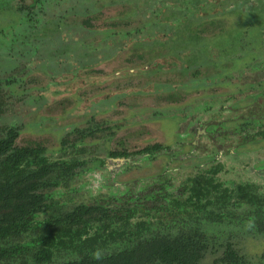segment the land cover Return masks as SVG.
<instances>
[{
	"label": "rangeland",
	"instance_id": "obj_1",
	"mask_svg": "<svg viewBox=\"0 0 264 264\" xmlns=\"http://www.w3.org/2000/svg\"><path fill=\"white\" fill-rule=\"evenodd\" d=\"M60 4L59 27L41 33L37 40L44 56L61 48L60 43H67L68 61L52 62L51 69L59 71L54 79L50 80L53 71L39 66L47 61L35 58L29 45L0 47L3 76L13 64L25 65L26 69L38 61L22 75L27 79V89L19 96L12 94L4 121L17 122L21 127L18 144L40 142L51 159L61 155L62 138L70 142L77 139L72 130L87 125L89 118L107 130L110 127L112 134L107 140L104 131L78 148L94 154L116 147L134 152L148 144L177 141L176 135L186 132L188 122L211 116L206 108L230 104L240 98L237 85L263 77L256 70L264 62V0H61ZM6 7L5 3L0 6V14ZM4 17L6 24L11 22L10 17ZM113 21L128 28L140 27L141 31L126 38H103L100 31ZM138 55L143 59L135 58ZM233 63L238 65L233 68ZM220 74L227 76L226 80L214 82L212 78ZM201 77L206 81L199 82ZM179 104L181 109L177 111ZM161 108L170 110L156 115ZM173 113L176 121L171 119ZM164 121L177 126L170 131ZM193 136L181 139L183 150L194 152L191 159L181 158L178 163L158 157L144 171L131 168L120 174L116 185L121 187L119 182L162 170L179 182L186 175L175 166L209 164L218 157L223 165L219 178L226 185L250 183L264 191V141L230 150L219 145L210 152V141L203 135L193 150ZM83 178L89 182L91 175ZM84 179L80 177L72 186ZM97 185L95 181L91 190H80L77 195L82 200H88L91 194L97 196ZM106 190H100L101 194L107 195ZM229 230H216L215 234L221 232L228 238L220 239L223 234L217 238L214 245L218 253H206L204 264H211L222 254L226 242L237 256L264 264V237L246 235L244 229Z\"/></svg>",
	"mask_w": 264,
	"mask_h": 264
},
{
	"label": "flooded vegetation",
	"instance_id": "obj_2",
	"mask_svg": "<svg viewBox=\"0 0 264 264\" xmlns=\"http://www.w3.org/2000/svg\"><path fill=\"white\" fill-rule=\"evenodd\" d=\"M60 2L61 0H0V6L3 3L7 5L0 14V47L11 48L15 43L29 45L35 58L47 61L39 63V66L54 72L56 69H51L53 61L57 64L69 59L65 51L67 43H60L63 44L62 47L54 48L51 52L47 50V55L44 56V49L39 48L37 40L41 33H49V30L59 27L62 15L58 9L61 7ZM4 16L10 17L11 22L6 24ZM82 23L90 26L87 20ZM140 31V27L128 28L113 21L100 33L103 38L118 39L131 37ZM135 58L143 59L140 55ZM37 62L34 61L26 69L25 65L13 64L4 76L0 72V215L5 210L4 199L12 194L14 208L8 210L16 218L14 232L8 237L0 238V249L6 250L4 256H0V264H84L94 260L92 253L96 250L102 253L100 261L112 256L117 258V264H181L165 261L156 254H147L148 242L152 238L164 237L170 240L179 237L182 240L181 232L197 226V218L198 222L201 221L200 228L207 232L206 237H215V240L221 234L223 236L220 239L228 238L221 232L215 234L217 229L226 227L231 229L229 231L244 229L246 235L264 237V234L253 229L255 217L252 214L245 224L240 223V219L236 217L241 215L242 210L250 212L254 209L248 208L245 197H235L233 192L236 193L235 188L239 185L252 184L234 185L232 182L233 185L228 186L222 182L219 173L223 165L218 157L211 159L209 164L205 162L175 166L186 175L179 182L174 181L166 170H162L149 177L119 182L123 190L115 191L118 176L131 168L144 171L158 157L177 160L178 163L181 158L191 159L194 152L182 148L181 139L185 135H194L195 140L190 145L193 150L199 144V136L207 137L210 152L219 145L230 147V150L249 142L264 141V62L256 70L262 73V79L237 85L240 98L216 109L206 108L211 116L188 122L185 125L186 132L176 135L177 141L148 144L134 152L116 147L103 149V154H94L92 150L78 148L91 143L104 131L103 136L107 140H110L112 134L109 132L110 127L107 126V130L102 123L89 118L87 125L72 130L77 139L70 142L66 137L62 138L59 148L61 155L56 159L47 156L46 148L40 142L18 144L21 127L17 122L4 121L12 94L19 96L27 89V79L22 75H26L24 72L28 68H34ZM237 65L238 63H233V68ZM64 70H68V66ZM58 73L59 71L51 73L50 80ZM222 76L223 74L216 75L212 79L216 83H222L227 78ZM204 80L206 81L205 77H201L198 81ZM180 109L179 104L176 110ZM167 110L170 108H161L156 115L160 116ZM173 118L176 121L175 113L171 115V119ZM166 124L170 131L173 125L177 126L174 123ZM199 127L201 130L198 132ZM23 151L26 153L21 155ZM89 175L91 180L88 182L83 176ZM80 177L84 182L72 186ZM95 181L100 194L97 192L99 195L94 196L90 193L91 198L82 200L77 195L79 191L88 190ZM218 183L219 185H215ZM105 188L108 189L107 195H102L100 190ZM207 189H211L216 195H206ZM224 189L231 194V197L226 198L229 204L225 203L218 210L209 206L216 210L215 213L221 212L223 216L219 224L213 223L214 221L211 223L204 211L196 210L192 204L198 201L203 203L207 198L215 199L218 192H223ZM256 191L264 199V191L258 188ZM37 194L44 196L40 206L35 204ZM188 213L198 217L192 219ZM218 250L216 248V255ZM126 257L129 259L125 261ZM204 258L205 255L198 264H202ZM213 261L212 259V263ZM249 264L257 263L249 261Z\"/></svg>",
	"mask_w": 264,
	"mask_h": 264
},
{
	"label": "trees",
	"instance_id": "obj_3",
	"mask_svg": "<svg viewBox=\"0 0 264 264\" xmlns=\"http://www.w3.org/2000/svg\"><path fill=\"white\" fill-rule=\"evenodd\" d=\"M36 154H38L37 150H34ZM26 153V151L21 152ZM68 169H64V171H67ZM215 185H219L215 184ZM205 188V187H204ZM236 193L233 192L235 197H245L247 199V206L248 208H253L254 210L246 211L245 210L241 212L240 216H236L240 219V223L245 224L248 220L251 219V214L255 217L253 222V229L264 234V199L263 196L259 193H257L256 188H254L252 185H239L236 187ZM199 190V189H195ZM226 192V193H224ZM209 194V196H215L216 194L211 191V189L206 190V195ZM218 196L215 199L207 198L206 201L203 203L201 202H195L192 204L193 207L196 208V210L204 211L205 217L209 218L210 222L214 221L213 223L219 224V221H222V213L216 212V210L220 209L221 206L224 207L225 203H228L229 201H226L227 196L231 197L230 193H227V191L224 189L222 192H218ZM12 194L9 195L8 199L5 200V204L3 207L5 210L0 215V238L8 237L9 235L14 232V228L16 225V218L15 215L12 214L9 208L13 207L12 202ZM44 201V196L42 194L35 195V204L37 206H40L41 203ZM257 203L256 205H253V203ZM229 204V203H228ZM215 208V209H210ZM207 207H209L208 210ZM14 208V207H13ZM199 220V218H197ZM196 220L197 226L191 228L189 231L181 232L183 234L182 240H179V237H176V239L170 240L169 238H152L151 241L148 242V249L147 254H156L162 257L165 261L168 262H179L181 264H198L201 259L204 257V255L207 253V251L213 252V254H216V248L215 247V237L208 238L206 237V230L203 228H200L201 223ZM215 240V241H214ZM226 250L223 252L224 254L219 256L218 258H213L212 264H249V260L238 257L236 254H234L233 250L228 248V242L225 244ZM6 253V250L0 249V256H4ZM129 258L126 257L125 261ZM78 264V263H75ZM84 264H117V258L109 257L107 259L100 260H89L86 261ZM203 264V263H202Z\"/></svg>",
	"mask_w": 264,
	"mask_h": 264
},
{
	"label": "clouds",
	"instance_id": "obj_4",
	"mask_svg": "<svg viewBox=\"0 0 264 264\" xmlns=\"http://www.w3.org/2000/svg\"><path fill=\"white\" fill-rule=\"evenodd\" d=\"M92 256H93V259H96V260H100L101 259V256H102V253L100 250H96L92 253Z\"/></svg>",
	"mask_w": 264,
	"mask_h": 264
},
{
	"label": "water",
	"instance_id": "obj_5",
	"mask_svg": "<svg viewBox=\"0 0 264 264\" xmlns=\"http://www.w3.org/2000/svg\"><path fill=\"white\" fill-rule=\"evenodd\" d=\"M118 190H123V186H121V187L118 186L115 188V191H118Z\"/></svg>",
	"mask_w": 264,
	"mask_h": 264
}]
</instances>
